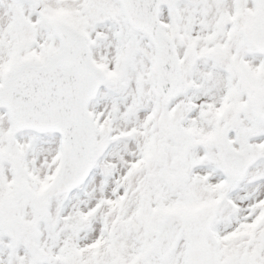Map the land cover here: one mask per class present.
<instances>
[{
	"label": "snow or ice",
	"instance_id": "6c2138e0",
	"mask_svg": "<svg viewBox=\"0 0 264 264\" xmlns=\"http://www.w3.org/2000/svg\"><path fill=\"white\" fill-rule=\"evenodd\" d=\"M0 264H264V0H0Z\"/></svg>",
	"mask_w": 264,
	"mask_h": 264
}]
</instances>
